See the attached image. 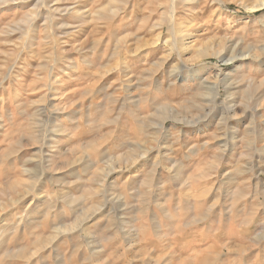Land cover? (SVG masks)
<instances>
[{
    "label": "rangeland",
    "instance_id": "1",
    "mask_svg": "<svg viewBox=\"0 0 264 264\" xmlns=\"http://www.w3.org/2000/svg\"><path fill=\"white\" fill-rule=\"evenodd\" d=\"M256 1L0 0V264H264Z\"/></svg>",
    "mask_w": 264,
    "mask_h": 264
},
{
    "label": "bare ground",
    "instance_id": "2",
    "mask_svg": "<svg viewBox=\"0 0 264 264\" xmlns=\"http://www.w3.org/2000/svg\"><path fill=\"white\" fill-rule=\"evenodd\" d=\"M57 1V0H56ZM61 0H58V2H60ZM254 1V0H253ZM47 3V2H46ZM194 3V2H193ZM247 2H243V3H241V5L243 6V9L245 8L246 10H248V11H250V12H253V11H256V10H259V9H263L264 8V0H257L254 4H252V5H247L246 4ZM48 5V4H47ZM67 7V6H66ZM47 8V7H46ZM71 8V7H70ZM70 8H64V9H61V8H59V6H57V7H50L49 8V10L51 11V12H58V14L59 13H62V12H64V13H69L70 12ZM36 11V10H35ZM49 11V12H50ZM75 11V10H74ZM247 11V12H248ZM37 12V11H36ZM72 12V11H71ZM77 12V11H76ZM79 12V11H78ZM176 12V8L173 6L172 8H171V11H170V13H171V16H172V19H174V13ZM48 13V12H47ZM75 13V12H74ZM31 14V13H30ZM52 14V13H51ZM76 14V13H75ZM34 15V14H33ZM37 15V14H36ZM48 16H49V14H48ZM52 16V15H51ZM80 16V15H79ZM27 17V16H26ZM35 17V16H34ZM50 17V16H49ZM54 17V16H53ZM33 18V16H29V18L27 19L29 22H30V20ZM50 19V18H49ZM48 20V19H47ZM53 20V19H52ZM50 21V20H49ZM48 22V21H47ZM53 22V21H52ZM174 31V30H173ZM172 31V32H173ZM180 32V31H179ZM178 34V33H177ZM188 35V34H187ZM180 40V39H179ZM231 42V41H230ZM264 47V46H263ZM183 48V47H182ZM239 48V47H238ZM250 48V47H249ZM234 49V48H233ZM248 49V48H247ZM246 49V50H247ZM250 49H252V48H250ZM254 49V48H253ZM243 50V49H242ZM261 51V54H259V57H261L263 54H264V49H261L260 50ZM218 52H220V51H218ZM230 52V51H229ZM236 51L235 50H233V56L231 57V58H228L227 60H224L223 61V64L226 66V65H230V64H233V63H235L236 61H239V60H245V59H248L249 57H251L250 56V53H248V52H241V53H239V54H236L235 53ZM221 54V53H220ZM219 54V55H220ZM223 54V53H222ZM221 54V55H222ZM226 54V53H225ZM255 55V54H254ZM217 57V56H216ZM262 58V57H261ZM261 58H260V60H261ZM259 60V61H260ZM237 64V63H236ZM223 66V65H222ZM220 74V73H219ZM222 74V73H221ZM217 79V78H216ZM222 80V79H221ZM224 80V79H223ZM222 80V81H223ZM251 80V79H250ZM247 82V81H246ZM254 82V81H253ZM262 82V81H261ZM260 82V83H261ZM217 83V82H216ZM213 86V85H212ZM249 87H248V91H247V95L249 96L247 99H253V98H256L255 96L257 95V92L260 90V88H261V86L260 85H257V84H249L248 85ZM263 88V87H262ZM208 90V89H207ZM212 91V90H211ZM261 93H263V92H261ZM261 96H263L262 94H261ZM262 99H260V101H261ZM258 101H259V99H258ZM258 104V103H257ZM251 105V104H250ZM227 106V105H226ZM258 106H260V107H264V100L262 101V102H260L259 103V105ZM168 107V106H167ZM252 108V107H251ZM258 108V107H257ZM236 110V109H235ZM255 110V109H254ZM231 111H232V109H231ZM245 111V110H244ZM247 111V110H246ZM158 112V111H157ZM170 113V111H168L167 109H164V110H162L161 111V114H165V115H167V114H169ZM167 117V116H166ZM164 120V119H163ZM47 123V122H46ZM164 124V123H163ZM162 126V125H161ZM43 132V131H42ZM141 144V143H140ZM86 145V144H85ZM228 145V144H227ZM145 150H146V148H145ZM142 151H144V150H142ZM161 152V151H160ZM145 154V153H144ZM141 155V154H140ZM140 157V156H139ZM142 157V156H141ZM86 158V157H85ZM143 158V157H142ZM145 158V157H144ZM87 160V159H86ZM131 160V159H130ZM140 160V159H139ZM81 161V160H80ZM84 162V161H83ZM118 162V161H117ZM136 162V161H135ZM123 163V162H122ZM110 165V164H109ZM155 165V164H154ZM124 167V166H123ZM153 167H155V166H153ZM157 167V166H156ZM131 168V167H130ZM112 169H114V168H112ZM122 169V168H121ZM128 169V168H127ZM154 169V168H153ZM162 169V168H161ZM104 170V169H103ZM125 170H126V168H125ZM152 170V169H151ZM115 171H116V169H115ZM123 171V170H122ZM252 171V170H251ZM113 171L111 170V171H108V173H106V175H109L110 173H112ZM157 172V171H156ZM150 173V172H149ZM252 173V172H251ZM156 174V173H155ZM154 175V174H153ZM170 175V174H169ZM100 178V177H99ZM39 179V178H38ZM37 179V180H38ZM128 179H130V178H128ZM154 179V178H153ZM151 180V179H150ZM127 181V180H126ZM103 182V181H102ZM101 182V183H102ZM126 183V182H125ZM137 183V182H136ZM153 183V182H152ZM40 184V183H39ZM148 184V183H147ZM152 185V184H151ZM189 185V184H188ZM100 186V185H99ZM187 187V186H186ZM91 189V188H90ZM96 189H98V188H96ZM119 189V188H118ZM158 189H160V188H158ZM30 190V189H29ZM28 190V191H29ZM92 190V189H91ZM100 190V189H99ZM122 190V189H121ZM143 190V189H142ZM93 191V190H92ZM149 192V191H148ZM155 193V192H154ZM21 194V193H20ZM84 194V193H83ZM95 194V193H94ZM106 194V193H105ZM121 194V193H120ZM18 195H19V193H18ZM23 195H25V194H23ZM27 195H29L28 193H27ZM26 195V196H27ZM96 195H98V193H96ZM118 195V194H117ZM122 195V194H121ZM84 196H85V194H84ZM89 196V195H88ZM22 197V196H21ZM121 197V196H120ZM19 198V197H18ZM74 198V197H73ZM203 198V197H202ZM68 199V198H67ZM117 199V198H116ZM21 200V199H20ZM69 201H71V199L69 200ZM10 202V201H9ZM15 202H16V200H15ZM72 202V201H71ZM75 203V202H74ZM77 203V202H76ZM96 203V202H95ZM12 204V203H11ZM202 204V203H201ZM4 205V204H3ZM71 205H73V204H71ZM1 207V206H0ZM3 207V206H2ZM26 207V206H25ZM73 207V206H72ZM101 207V206H100ZM202 207V206H201ZM94 209H95V207H93ZM92 208V209H93ZM77 209V208H76ZM91 209V210H92ZM93 209V210H94ZM97 209V208H96ZM99 209V208H98ZM103 209V208H102ZM2 210V209H1ZM90 210V209H89ZM89 210H87V211H89ZM96 211V210H95ZM56 212V211H55ZM85 214H87V213H85ZM84 214V215H85ZM49 215V214H48ZM50 216V215H49ZM48 222V221H47ZM78 222H80V220L78 221ZM151 222V221H150ZM43 223V222H42ZM182 223V222H181ZM193 223V222H192ZM199 223V222H198ZM76 224V223H75ZM22 225V224H21ZM77 225V224H76ZM75 225V226H76ZM49 226V225H48ZM65 226V225H64ZM112 226V225H111ZM20 227V226H19ZM43 227V226H42ZM46 228V227H45ZM70 228V227H69ZM77 228V227H76ZM179 228V227H178ZM65 229V228H64ZM58 230V229H57ZM53 231V230H52ZM123 232V231H122ZM55 234V233H54ZM59 234V233H58ZM55 235H57V233L55 234ZM125 235V234H124ZM126 235H127V233H126ZM48 236V235H47ZM123 236V235H122ZM125 237V236H124ZM52 238V237H51ZM50 239V238H49ZM38 240H39V238H38ZM41 240H43V239H41ZM53 240V239H52ZM51 240V241H52ZM47 241V240H46ZM42 242V241H41ZM47 242H49V240L47 241ZM35 244V243H34ZM46 244V243H45ZM129 245V244H128ZM48 246H49V244H48ZM44 247H46V246H44ZM30 249H31V247H30ZM37 249H39V248H37ZM41 250V249H40ZM35 251V250H34ZM33 251V252H34ZM95 251V250H94ZM17 253V252H16ZM28 253V252H27ZM30 253V252H29ZM45 253V252H44ZM43 253V254H44ZM20 255H21V253H19ZM23 254V253H22ZM30 255V254H29ZM28 255V256H29ZM19 256V255H18ZM9 257V256H8ZM22 258V257H21ZM24 258V257H23ZM23 258H22V260H23ZM40 258V257H39ZM10 260H11V258H9ZM13 260H14V258H13ZM19 260H21V259H19ZM27 261V260H26ZM28 262V261H27ZM28 264V263H27Z\"/></svg>",
    "mask_w": 264,
    "mask_h": 264
}]
</instances>
